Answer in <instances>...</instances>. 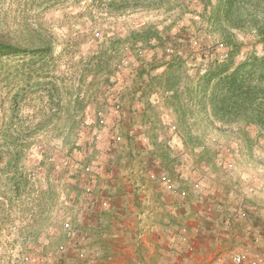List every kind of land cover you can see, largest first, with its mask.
<instances>
[{
    "label": "rangeland",
    "instance_id": "1",
    "mask_svg": "<svg viewBox=\"0 0 264 264\" xmlns=\"http://www.w3.org/2000/svg\"><path fill=\"white\" fill-rule=\"evenodd\" d=\"M247 1L239 5L233 27L221 19L224 0H0V28L24 36V24L32 22L51 34L60 71L55 81L60 90L53 94L64 105L58 128L37 134L24 150L19 170L25 176L12 178L8 158L0 162V264L121 260V250L97 259L70 204L77 191H91L79 180H85L83 168L97 160V132L107 138L112 163L135 158L136 146L152 145L154 153L170 150L195 170H201L194 159L199 143L208 149L204 156L214 157L215 148L231 154L264 135V126L215 115L210 97L217 79H205L216 66L226 64L230 73L252 56H264L260 36L249 26L252 18L244 13L261 18L264 0ZM113 104L119 111L99 127L96 113ZM38 105H28L21 115L37 117ZM171 177L175 180L174 173Z\"/></svg>",
    "mask_w": 264,
    "mask_h": 264
},
{
    "label": "crops",
    "instance_id": "2",
    "mask_svg": "<svg viewBox=\"0 0 264 264\" xmlns=\"http://www.w3.org/2000/svg\"><path fill=\"white\" fill-rule=\"evenodd\" d=\"M257 137L231 154L215 148L214 157L204 156L208 149L199 143L194 151L202 157L194 159L201 170H195L170 150L154 153L152 145L112 163L103 136L91 172L79 180L91 191H77L70 201L76 227L97 259L121 250L117 264H230L234 252L244 251L264 259V135Z\"/></svg>",
    "mask_w": 264,
    "mask_h": 264
},
{
    "label": "trees",
    "instance_id": "3",
    "mask_svg": "<svg viewBox=\"0 0 264 264\" xmlns=\"http://www.w3.org/2000/svg\"><path fill=\"white\" fill-rule=\"evenodd\" d=\"M246 2L224 0L221 19L236 27L238 20L234 19V15L240 12L239 5ZM250 5L252 9L253 3ZM244 13L252 18L249 26L259 34L264 49V16L258 18L251 11ZM24 31V36H17L0 28V83L4 85H0V113H3L0 120V138L3 141L0 145V162L8 158L6 168L14 179L19 174L25 176L19 170L24 150L35 144L37 134L58 128L64 107L62 100L53 94L60 90V85L55 84L60 78V71L56 70L58 66L53 55L54 39L46 29L32 22L24 24ZM151 33L156 37V32L151 30ZM214 78L217 82L210 99L215 115L222 120L228 118L230 122L241 120L247 125L264 126V56H252L230 73L226 64L216 66L214 72L210 70L205 75L207 83ZM6 80L7 83H4ZM47 96L50 99L43 103ZM36 103L40 104L37 117L24 118L21 112L28 105L36 106Z\"/></svg>",
    "mask_w": 264,
    "mask_h": 264
},
{
    "label": "built area",
    "instance_id": "4",
    "mask_svg": "<svg viewBox=\"0 0 264 264\" xmlns=\"http://www.w3.org/2000/svg\"><path fill=\"white\" fill-rule=\"evenodd\" d=\"M219 48L222 50V53H223V57H225V59L228 58L229 56V51H225L223 52V49L222 46L220 45ZM168 52V49L166 50ZM166 52V53H167ZM120 109V106L119 104H113L107 111H98L96 113V121H97V125L99 127H104L108 125V122L111 120L112 116L114 114H116ZM175 127H173L174 129ZM101 137H102V134L101 132H97V134H95V140L97 144H95V146H93L94 149H96L99 144H100V141L101 140ZM116 141H120V137L119 136H116L115 138ZM99 141V142H98ZM223 167L224 169L226 170H231L232 168V164L230 162H224L223 163ZM91 172V166H86L84 169H83V173L87 174ZM160 180H162L163 182H166L168 187L169 188H172V186H170V181L168 178H166L165 176L164 177H161ZM87 191H90L89 189H87ZM181 196L184 195V193H180ZM104 205H106V202H104ZM239 217L241 218H245L246 217V213L244 211H242L240 214H239ZM65 228H68L69 227V224L68 223H65L64 224ZM60 250H63L62 247H60ZM82 256V255H81ZM264 264V259L262 257H259V256H253L251 255L249 252H234L232 254V256L230 257V264Z\"/></svg>",
    "mask_w": 264,
    "mask_h": 264
}]
</instances>
